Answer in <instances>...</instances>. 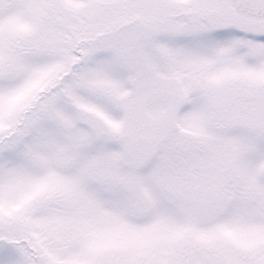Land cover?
I'll return each mask as SVG.
<instances>
[{
    "label": "snow or ice",
    "instance_id": "6c2138e0",
    "mask_svg": "<svg viewBox=\"0 0 264 264\" xmlns=\"http://www.w3.org/2000/svg\"><path fill=\"white\" fill-rule=\"evenodd\" d=\"M0 264H264V0H0Z\"/></svg>",
    "mask_w": 264,
    "mask_h": 264
}]
</instances>
